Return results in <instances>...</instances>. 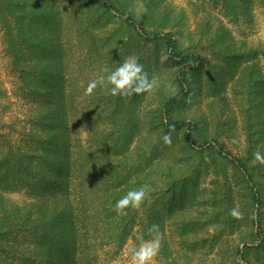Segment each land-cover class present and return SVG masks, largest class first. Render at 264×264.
<instances>
[{
  "label": "rangeland",
  "instance_id": "374dc122",
  "mask_svg": "<svg viewBox=\"0 0 264 264\" xmlns=\"http://www.w3.org/2000/svg\"><path fill=\"white\" fill-rule=\"evenodd\" d=\"M109 1L116 10L101 0H0V146L30 129L25 87L45 64L67 104L79 179H104L115 193L127 182L150 186L146 208L153 204L162 233L154 264H264V166L250 184L225 155L243 157L249 133L264 147V0ZM168 33L180 57H171ZM133 54L157 81L152 91L84 94ZM173 96L168 118L181 124L167 128L159 115ZM25 194L5 196L29 201ZM140 242L106 248L109 264H129Z\"/></svg>",
  "mask_w": 264,
  "mask_h": 264
},
{
  "label": "trees",
  "instance_id": "16d2710c",
  "mask_svg": "<svg viewBox=\"0 0 264 264\" xmlns=\"http://www.w3.org/2000/svg\"><path fill=\"white\" fill-rule=\"evenodd\" d=\"M101 1L106 7L117 9L109 0ZM147 35L159 37L158 33ZM165 39L171 57H180L172 34H166ZM54 72L45 64L31 69L32 80L25 87L27 95L34 97L30 101L35 113L29 121L30 129L19 133L17 141H6L0 146V264H109L106 248L117 250L128 239L137 242L140 234H149L148 229L155 223L150 212L153 204L146 208V198L138 210L128 208L124 214H117L116 202L142 183L127 182L115 193L104 179H79L71 150L74 146L70 121L65 118L67 104L61 103L62 89L53 80ZM178 75L184 91L183 72ZM175 100L170 97L160 110L159 119L165 121L167 128L181 124L168 118ZM246 138L243 157L223 153L247 174L252 184L254 173L264 166L253 163V154L259 151L264 155V147L258 148L250 133ZM165 172L166 177H171L168 168ZM11 191H24L29 201L8 199L5 194ZM183 193L182 188L177 196L179 204ZM141 209L146 210L144 218ZM258 223L259 228H264L262 217Z\"/></svg>",
  "mask_w": 264,
  "mask_h": 264
},
{
  "label": "clouds",
  "instance_id": "9594fccd",
  "mask_svg": "<svg viewBox=\"0 0 264 264\" xmlns=\"http://www.w3.org/2000/svg\"><path fill=\"white\" fill-rule=\"evenodd\" d=\"M185 47H187V42H185ZM139 59L138 56L133 54L125 58L115 70L102 69L106 75H99L96 79L89 81L84 94L91 96L99 88L113 97L123 98L152 91L157 86V81L154 78L150 79L148 72L145 71L144 65L139 62ZM162 139L166 146L170 145L171 133L164 135ZM253 156L254 164L258 162L264 165V155L256 151ZM150 191V186L147 184L128 191L116 202L114 211L117 214H124L128 208L138 210L150 195ZM229 215L235 219H243V213L237 208L230 209ZM148 233L151 239L144 240L141 236L138 238L141 242L131 249L129 264H154L161 247L162 233L156 224L148 229Z\"/></svg>",
  "mask_w": 264,
  "mask_h": 264
}]
</instances>
